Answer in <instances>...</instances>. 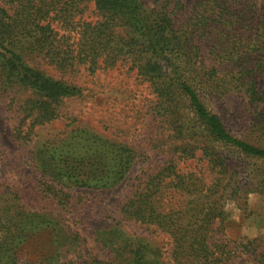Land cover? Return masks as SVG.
<instances>
[{"label":"trees","instance_id":"16d2710c","mask_svg":"<svg viewBox=\"0 0 264 264\" xmlns=\"http://www.w3.org/2000/svg\"><path fill=\"white\" fill-rule=\"evenodd\" d=\"M89 4L98 19L85 16ZM41 65L63 75L126 65L155 95L153 114L164 132L159 148L167 159L118 209L123 220L167 237L170 264H264V236L229 235L224 209L232 201L244 210L249 193L264 199V177L255 178L245 162L264 161L260 0H0V92L32 96L18 100L29 125L52 121L59 103L80 93L72 83L46 75ZM242 128L254 141L235 134ZM83 133L68 150L79 158L78 167L60 168L62 178L74 182L63 183L58 195L52 192L57 187L43 189L58 199L60 211L69 204L73 184L112 188L133 158L129 147ZM4 196L0 229L6 246L0 252L10 251L19 226L53 221L26 215L16 221L5 212L8 205L2 204L10 200ZM67 238L60 264H165L142 242L127 246L130 256L112 247L113 257L103 261L89 250L77 253L76 233ZM70 250L76 255L68 259Z\"/></svg>","mask_w":264,"mask_h":264},{"label":"rangeland","instance_id":"374dc122","mask_svg":"<svg viewBox=\"0 0 264 264\" xmlns=\"http://www.w3.org/2000/svg\"><path fill=\"white\" fill-rule=\"evenodd\" d=\"M260 5L264 6V0H260ZM85 16L92 21L98 19L92 4L88 5ZM40 68L56 80L77 86L80 93L61 101L52 121L29 125L22 120L18 100L32 96L20 92L15 98L12 93L0 92V193L5 194L3 199L10 200L2 205H8L5 212L12 213L16 221L21 215L43 216L46 221L52 219L50 225L58 231L56 233L51 226H44L37 219L35 223L40 224L37 227L19 226L18 230L24 229L25 233L18 234L17 229L13 230L17 238L10 251L0 252V264H60L63 246L68 243L67 235L71 232L79 237L77 253L78 250L82 253L89 250L98 260L112 258V247L117 249L116 254L130 256L127 246L142 242L163 256L165 264H170L167 237L133 221L123 220L118 209L136 184L167 159L159 148L164 132L153 114L155 95L126 65L97 71L93 75L82 68L72 75H63L46 65ZM240 130L235 133L238 137L254 141L249 132ZM83 132L129 147L133 158L125 177L112 188L94 189L73 184L69 204L65 211H60L58 199L43 189L45 185L57 187L51 189L58 195L56 191L63 183L74 182V179L62 178L60 168L78 167L79 158L68 150L73 146L74 136L85 137ZM199 156L197 152L196 157ZM245 162L246 169L255 178L264 177V161L245 159ZM192 164V161L187 163ZM80 174L78 178H82ZM246 200L244 210H239L232 201L224 208L229 235L264 236V199L257 193H249ZM113 231H119L125 238L118 239ZM5 236V230L0 229V246H3L0 250L6 246L2 242ZM74 255L76 252L71 250L66 253L68 259Z\"/></svg>","mask_w":264,"mask_h":264}]
</instances>
